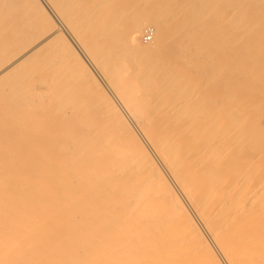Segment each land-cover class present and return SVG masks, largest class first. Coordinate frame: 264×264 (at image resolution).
Instances as JSON below:
<instances>
[{"label":"bare ground","instance_id":"obj_1","mask_svg":"<svg viewBox=\"0 0 264 264\" xmlns=\"http://www.w3.org/2000/svg\"><path fill=\"white\" fill-rule=\"evenodd\" d=\"M58 36L100 108L62 96ZM32 65L70 104L24 95ZM258 74L264 0H0V264H264Z\"/></svg>","mask_w":264,"mask_h":264},{"label":"rangeland","instance_id":"obj_2","mask_svg":"<svg viewBox=\"0 0 264 264\" xmlns=\"http://www.w3.org/2000/svg\"><path fill=\"white\" fill-rule=\"evenodd\" d=\"M10 1H11V0H10ZM8 3H10V2L8 1ZM13 3H14V2H13ZM12 5H13V4H12ZM14 5H15V6H14ZM14 5H13V6H9V7H11V8H10L11 10L17 9V8H15V7H17V5H16V4H14ZM21 6H22V5H21ZM21 6H20V7H21ZM25 6H26V5H25ZM23 8H25V7H23ZM23 8H22V9H23ZM26 8H27V7H26ZM19 10H20V9H19ZM24 10H26V9H24ZM24 10H23V11H24ZM15 11H16V10H15ZM26 11H27V10H26ZM26 11H25V14L27 13ZM28 12H29V11H28ZM30 12H31V11H30ZM30 12H29V13H30ZM27 14H28V13H27ZM27 14H26V15H27ZM27 16L29 17V15H27ZM30 16H32V13H31ZM28 17H26V18L28 19ZM25 20H26V19H25ZM12 25H13V24H12ZM14 25H15V28H18V27H19V23H18V25H17V23H15ZM17 26H18V27H17ZM12 27H14V26H12ZM149 30H152V32H153V36H152V38H151L150 40H146V39H145V35L147 34L146 32L149 31ZM157 30H158V27H157V25H156L155 23H151V22H150V23H147V24H143L141 30H135V31L132 32V35H133V41H132V42H133V44H137V43H139V45H140V47H141V50L143 51V49H144V52H145V51L148 49V47L151 46V44H153V43L155 42V40H156V32H157ZM141 33H142V34H141ZM210 33H211V31H209V30L207 29L205 35H209ZM55 40H56V41H55ZM55 40L52 41L53 43H50L51 46H49V52H50V50H51L52 52H55L56 54H59V55H56L55 53L52 54V53L50 52V53L53 55V56L51 55V59H52L53 57L55 58L54 54L56 55V58H55V59H54V58L52 59V60H54V61L50 60L51 62H54L53 64H51V65L49 64V65H50V66H49L48 63H47V65H48L49 67L53 68V71H54V72L56 71L55 73L52 72V74L54 75V77L51 76V78H52V77L55 78V76L58 77L59 75L63 74V72H66L65 75H64V74L61 75V78L59 77V79H60L59 81L63 80V81H62V85H61V83H60V88H61V86H62V88H63L62 90H64L65 93H63L62 90L59 88V84H58L57 87H56L57 89L54 88V87L56 86L55 84H56L57 81H55V82L52 81L53 78H52V79L50 78V71H49V74L46 73V72H47L46 69H45V70H42V69H41L42 72H40V73H39L40 70H39V71L37 70V72H36V69H35L34 65H32V68L29 67L30 69H33V70L35 69V70H34V71H35V74H32V76H31V73H30V74H29V73H25L24 71H23L24 73H23V72H22V74L20 73L21 75H24V74H25L24 76H26V77L29 76V77H30V79L26 81L27 84H26V85L24 84V82H25L24 79H28L29 77H28V78L25 77L22 81L19 82V84H20L21 82H22V84H23V85L20 84V85H21L20 88H22V86L25 88V86H27V85L29 84V86H27V88H28V87H31V90H30V91H32V92L29 94V92H28V89H29V88H28V89L26 88L27 90L25 89V91L28 92V94H24V93H26V92L23 91L24 88H22L23 90L19 88V90H22L21 93H23L24 95H31V94L33 95V94L35 93L34 96L36 97V96H37V95H36V90H39V91H40L41 88H42L43 90L40 91V92H42V93H41V96H40V98H41L40 101L44 102L43 105H44L46 108H51V107H53V109H54V107H55V110H56V108L59 106L60 108L58 107L57 110H58V109L60 110V109H62L63 105H65V104H66V105L70 104V103H66L68 100H69V101H72V99L74 100V97H76L77 99H79L80 90L78 91L76 88H74L75 85L77 86V83H79V81L76 82V83H74L75 81H77L76 78H75L76 76H75L73 73H71V69L68 70V68H69L70 66L67 65V61H68V59L65 58V57L68 56V55H67L68 52H65V53H63V55H61L62 53H59V52H58L59 50L57 51V50L55 49V47H54V46H56V45L58 46V44H56V43H57V41H58V43H59V40H61V38L58 36L57 38H55ZM137 40H138V41H137ZM54 41H55V42H54ZM52 44H53V45H52ZM59 44H61V42H60ZM137 45H138V44H137ZM139 45H138V46H139ZM57 46H56V47H57ZM145 48H146V49H145ZM54 49H55V50H54ZM142 51H141V52H142ZM201 51H202L204 54H206V52L203 51L202 49H201ZM66 53H67V54H66ZM60 55H61V57H62V56H63V57H62V58H61V57H58V56H60ZM37 57H38V56H37ZM58 58H60V59L58 60ZM61 59L66 63V64L63 63L62 65H65L66 67L64 66L63 68H60V65H59V64H61V63L63 62ZM35 60L37 61V59H35ZM55 60H58V61H55ZM60 60H61V61H60ZM28 62L30 63V61H28ZM28 62H27L26 64L29 66V63H28ZM37 62H38V61H37ZM48 62H49V61H48ZM59 62H60V63H59ZM31 63H32V64H35V66H36V64H38V63H36V62L33 63V62H32V59H31ZM183 63H189V64L191 65V67H192L193 70H195V68H196L195 65L193 64V58H191V57L185 58V59L183 60ZM26 64H25V65H26ZM39 64H40V61H39ZM42 64H43V63H42ZM68 64H70L69 61H68ZM25 65H24V66H25ZM27 65H26V67H24V70H25V68H28ZM40 65H41V64H40ZM47 65H46V66H47ZM54 65H55L56 68H57V66H59L60 69L55 70L56 68L54 69V67H53ZM67 66H68V67H67ZM36 67H38V66H36ZM40 67H41V66H40ZM43 67L45 68V66L42 65L41 68H43ZM61 67H62V66H61ZM22 68H23V67H22ZM51 68H47V69H51ZM66 68H67V69H66ZM39 69H40V68H39ZM61 69L64 70V71H62ZM18 70H19V68H18ZM27 70H28V69H27ZM33 70H32V71H33ZM14 71H15V70H14ZM20 71H21V69H20ZM30 71H31V70H30ZM30 71H28V72H30ZM43 71H46V72H44L45 75H44ZM51 71H52V69H51ZM26 72H27V71H26ZM57 72H59V73L62 72V73H61V74H58ZM14 73L17 74V70H16V72H14ZM32 73H34V72H32ZM193 73H194V71H193ZM193 73H192V74H191V73L189 74L190 77H189L188 82H189V84H191V85H194V84H196V83L198 82V78H197V76H195ZM235 73H236V72H235ZM235 73H234V74H235ZM20 74H19V75L17 74L18 77L21 76ZM38 74H39V75H38ZM40 74H41V76H40ZM46 74H47V76H48V75H49V76L47 77ZM56 74H58V75H56ZM67 74H68V75H67ZM69 74L72 76V78H70ZM204 74H205V78H206V79H207V78L209 79V77H211V71H209V70H205V71H204ZM234 74H233V75H234ZM13 75H14V74H13ZM233 75H232V76H233ZM237 75H239V74L237 73ZM252 75H253V74H252ZM258 75H259V74H258ZM43 76H44V77H43ZM63 76H64V77H63ZM73 76H75V77H73ZM100 76H102V75L100 74ZM218 76H219V74H216V75H214V77L211 78V84H215V86H214L215 88H217V87L219 86V84L217 83V82L219 81V80H217V79H218ZM256 76H257V75H256ZM256 76H254V77L257 78V79H255V78H254V79H255L257 82H258V81H262V82L264 81V79H263V80H258V78L261 76V74L259 75V77H258V76L256 77ZM18 77H17L16 79H18ZM45 77H47V78H45ZM65 77H66L67 80H68V79H71V80H68V81H70V82H71L72 79H73V82H72V83H69L68 81H66ZM236 77H237V76H236ZM251 77H253V76H251ZM12 78H14V76L11 77V79H12ZM21 78H23V77H20V79H21ZM43 78H44V80H43ZM74 78H75V79H74ZM232 78H233V77H232ZM262 78H264L263 75L260 77V79H262ZM14 80H15V78H14ZM54 80H55V79H54ZM64 80H65V81H64ZM16 81H17V80H16ZM18 81H19V79H18ZM23 81H24V82H23ZM43 81H44V82H43ZM45 81H46V82H45ZM49 81H50V82H49ZM51 81H52L53 83H52ZM59 81H58V82H59ZM26 82H25V83H26ZM66 82H68V84H70L68 87L74 88V89L69 88L70 91H71V90L73 91V90L76 89L75 91H76V92H79V93L77 94L75 91H73V92L71 91V92H72L71 94H73L74 96H73V95L70 96L71 98H72V97H73V98H72L71 100L68 99L67 101L65 100V98L67 97V96H66L67 94H70V92H69V90H67L69 93H66V90H65V89H68V88H65V89H64V87H63V86L65 85ZM214 82H215V83H214ZM46 83H47V85H48V83H49V85L47 86ZM54 83H55V84H54ZM63 83H64V85H63ZM258 83H259V82H258ZM72 84H73L74 86H72ZM263 84H264V82H263ZM263 84L260 82V86L264 87ZM24 85H25V86H24ZM37 85H38V86H37ZM43 85H44V86H43ZM35 86H36V87H35ZM39 86H40V87H39ZM45 86H46V87H45ZM50 86H51V88H50ZM66 86H67V84H66ZM66 86H65V87H66ZM76 86H75V87H76ZM78 86H79V85H78ZM38 88H39V89H38ZM46 88H47V89H46ZM52 88H54V89H53L54 91L52 90ZM77 88H78V87H77ZM83 88H84V87H83ZM33 89H35V90H33ZM44 89H45V90H44ZM79 89H81V88H79ZM84 90H86V89H82V93H81L82 95L80 94V95H81L80 97L82 98V97L84 96V98H86L87 100H85V101H78V100L75 98L79 103H78V102L76 103V101L74 100L73 104L71 103V105H74V104H75V105L78 106V107L86 106V107H89L91 110H95V108H100L99 106L96 107V106H97L96 104H98V103H100V102H98V100H97V99H98L97 96L94 95V94L98 93L99 91H98V90L96 91L95 89H94V90L96 91V93H94V91H92L93 89H92V90L90 89L93 93H92L91 91H89V92L87 91L89 94L92 93L91 95H94V96H95V97L93 96L94 99H93V101H92V98L89 97L90 95H88V93L85 92ZM45 91H47V92L49 91L48 93H50V94L47 95V96H45V93H44ZM51 91H52L54 94L57 93V92H58V93H61V92H62V93H63L62 96H66V97H62L61 95L57 94V95H59L58 98H57V96L55 97V95H54ZM18 92H19V91H18ZM74 92H75V94H77L78 97L74 94ZM84 92H85V93H84ZM38 93H39V92H37V94H38ZM48 93H47V94H48ZM51 93H52V94H51ZM64 94H66V95H64ZM84 94H85V95H84ZM98 94H99V93H98ZM98 94H97V95H98ZM18 95H19V94H18ZM32 95H31V96H32ZM31 96H30V97H31ZM34 96H32V97H34ZM44 96H45V97H44ZM48 96H49V97H48ZM99 96H100V98H101V99L99 98V100L102 101V98H103L102 95L100 94ZM30 97H28V99H27V96H26V98H25V96H24L25 100H26V99L28 100V101H26V102L29 103V100H30V99H31L30 101H32L33 98H30ZM38 97H39V96H38ZM47 97H48V101H47ZM53 97H55V98L53 99ZM59 97H61L62 99L60 100ZM29 98H30V99H29ZM81 98H80L79 100H84V99H81ZM96 98H97V99H96ZM34 99L36 100V98H34ZM50 99H51V100H50ZM63 99H64V101H63ZM66 99H67V98H66ZM37 100H38V99H37ZM49 100H50L51 102H49ZM89 100H90V101H89ZM95 100H97L96 103H95ZM263 100H264V99H263ZM40 101H39V100H38L37 102L35 101L36 104H32V103H30V104H32V106L35 107V106H38L37 103L40 102ZM45 101H47V103H50L49 105H51V107H50L47 103H45ZM54 101H55V102H54ZM69 101H68V102H69ZM61 102L63 103V105H62ZM81 102L83 103L82 105H80ZM84 102H85V105H84ZM90 102H91V103H90ZM93 102H94V103H93ZM97 102H98V103H97ZM33 103H34V102H33ZM40 103H41V102H40ZM40 103H39V106H40ZM64 103H65V104H64ZM263 103H264V101H263ZM54 104H55V105H54ZM60 104H61L62 107L60 106ZM260 104H261V103H260ZM43 105H42V103H41V107H42ZM46 105H47V106H46ZM94 105H96L95 108H94ZM98 105H101V104H98ZM44 106H43V107H44ZM48 106H49V107H48ZM63 108H64V107H63ZM253 108H256L257 110H256V109L253 110ZM253 108H252V110H251V115H253V114L255 113L254 116H255V118H256V115H257L256 113L259 112L258 110H260V109H259L257 106H255V107H253ZM48 110H49V109H48ZM51 110H52V109H51ZM259 113L261 114L262 111L259 112ZM260 114L258 115V117H257L256 119L259 118V119H258V120H259V124H261V129H262V131L264 132V114H263V115L261 114V116H260ZM254 116H253V117H254ZM259 116L261 117V119H260Z\"/></svg>","mask_w":264,"mask_h":264},{"label":"built area","instance_id":"obj_3","mask_svg":"<svg viewBox=\"0 0 264 264\" xmlns=\"http://www.w3.org/2000/svg\"><path fill=\"white\" fill-rule=\"evenodd\" d=\"M146 33L147 34L145 35V39L146 40H150L152 38V36H153L152 30L147 31Z\"/></svg>","mask_w":264,"mask_h":264}]
</instances>
